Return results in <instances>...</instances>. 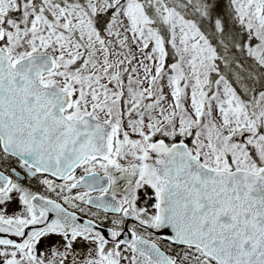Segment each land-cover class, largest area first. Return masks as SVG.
Returning <instances> with one entry per match:
<instances>
[{"label": "snow or ice", "instance_id": "6c2138e0", "mask_svg": "<svg viewBox=\"0 0 264 264\" xmlns=\"http://www.w3.org/2000/svg\"><path fill=\"white\" fill-rule=\"evenodd\" d=\"M0 264H264V0H0Z\"/></svg>", "mask_w": 264, "mask_h": 264}]
</instances>
